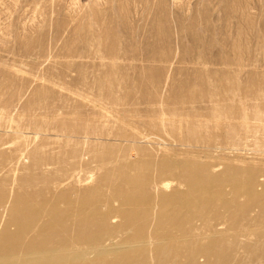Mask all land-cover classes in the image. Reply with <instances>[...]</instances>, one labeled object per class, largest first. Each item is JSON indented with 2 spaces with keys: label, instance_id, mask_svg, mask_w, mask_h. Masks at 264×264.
I'll use <instances>...</instances> for the list:
<instances>
[{
  "label": "rangeland",
  "instance_id": "rangeland-1",
  "mask_svg": "<svg viewBox=\"0 0 264 264\" xmlns=\"http://www.w3.org/2000/svg\"><path fill=\"white\" fill-rule=\"evenodd\" d=\"M163 147L191 164L165 195H190L191 174L264 178V0H0V258L41 248L59 182L117 187ZM250 216L264 223V207ZM184 217L138 224L174 232ZM249 238L224 264H264V231Z\"/></svg>",
  "mask_w": 264,
  "mask_h": 264
},
{
  "label": "bare ground",
  "instance_id": "bare-ground-1",
  "mask_svg": "<svg viewBox=\"0 0 264 264\" xmlns=\"http://www.w3.org/2000/svg\"><path fill=\"white\" fill-rule=\"evenodd\" d=\"M161 149L164 156H155L140 165L145 170L142 176L125 174L117 187L110 181L94 192L79 191L76 188L81 183L77 178L74 184L69 183L71 181H66V184L63 180L59 182V186L67 189L53 194L55 201L41 207V248L33 246L32 250L31 246L25 247L12 258H0V262L109 264L107 259L112 256L114 262L124 260V264H198L200 258L208 263L224 264L226 251L235 252V249L244 246H240V239L247 240L253 232L264 231V223L250 216V213L257 216L264 207V178L258 180V171L249 170L242 181L234 179L226 184L217 182L211 176L199 178L191 174L190 195H165L160 191L169 189L170 181H175L191 164L176 159L177 153L165 147ZM128 170H131L130 166ZM72 175L69 180L73 179ZM178 185L181 186V183ZM77 197L79 201L76 203L80 207L73 210V198ZM60 204L65 206L63 212L58 211ZM164 213H171L173 217L185 213L184 221L177 224L180 230L172 232L173 227L160 230L158 226L138 224L144 222L147 216L157 214L159 217ZM76 216L79 220L75 222L73 218ZM114 219H119V224L112 226ZM16 221L14 219L9 224L14 227V235L26 232L27 225H22L20 221L17 224ZM134 226L139 229L130 238L115 242L119 234ZM90 227L93 229L88 230ZM118 245L130 248L129 252L122 253L119 247L116 249ZM39 252L40 260H33L31 257Z\"/></svg>",
  "mask_w": 264,
  "mask_h": 264
}]
</instances>
